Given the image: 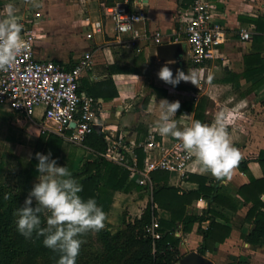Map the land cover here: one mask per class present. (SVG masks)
Listing matches in <instances>:
<instances>
[{"label":"crops","instance_id":"1","mask_svg":"<svg viewBox=\"0 0 264 264\" xmlns=\"http://www.w3.org/2000/svg\"><path fill=\"white\" fill-rule=\"evenodd\" d=\"M25 1L28 4L33 1L35 5L45 4L47 0H11L15 6V19L36 30L35 48L40 59H50L70 68L84 54L92 52L94 64L84 73L81 86L84 82L94 84L113 80L118 96L112 100L95 98L99 103L96 118L97 127L100 128L98 132L112 139L122 138L129 149L127 161L120 165L128 167V160L132 163L138 162L137 149L146 143L150 131L155 132L157 142L166 149L172 148L177 142L176 138L163 135L154 127L158 116L157 103L160 99L167 98L169 101H180V108L174 118L178 122L177 126L181 128L189 126L193 120L215 124L216 117L222 114L230 140L239 151L238 161H248L254 177L263 176L256 159L264 152V25L261 22L258 28L253 20L261 19L264 22V0H212L215 9L214 21L227 29L228 41L218 47L212 59L202 64H196L190 59V48L184 32L183 16L190 14L192 0H88L92 17L75 20V23L72 18L64 15L66 8L52 6L51 0H48V8L44 7L43 14L37 8L35 11L30 10ZM9 2L10 0L2 1L1 19L7 18L5 5ZM126 3L130 9H140L145 13L144 20L139 21L136 26L139 35L136 46L128 42L126 35L123 43L118 42L112 17L102 12L105 5ZM58 8L63 11L64 18L54 26L50 16ZM87 20H102V31L94 33L91 39L87 38L90 32ZM72 25L74 28H71ZM242 28H253V37L247 41L241 40L239 31ZM157 32L162 33L160 44L155 41ZM174 42L183 43L185 51L180 60L169 64L173 75L178 68L185 73L195 71L198 74V83L181 81L173 87L157 77L158 70L165 63L158 59L157 46ZM253 55L259 56L248 65L246 57ZM255 67L261 73L258 76L248 75V68ZM209 76L212 77L211 80ZM81 91L86 93L85 90ZM195 93L199 96L197 101L193 98ZM43 117V106L37 107L33 116L28 117L6 105H0V157L9 156L16 161L30 162L36 153L43 152L45 141L54 134L64 139L63 156L74 155L76 168L87 160L97 158L82 142L70 140L71 130H66L65 136L46 131ZM53 128L56 129L57 126L53 125ZM36 165L37 163L29 165V181L32 187L39 176ZM199 167V161L194 158L185 170L169 172V185L185 191L197 190L198 183L186 179V175L202 176L207 178L208 184L218 183L239 205L237 210H231L212 203L211 207L219 213L216 221L229 227L231 232L225 242L217 244L215 250L208 255L198 252L204 237L199 228L207 229L210 222L196 223L189 233L180 227L176 235L182 238V258L197 253L199 264H216L212 257L218 261L232 257L233 264L240 261L264 264V246L255 247L245 241L246 235L255 227V221L247 218L251 205L245 203L239 195L240 187L249 182L248 176L234 166L229 176L216 178L210 173L200 172ZM138 169H143V166ZM137 179L138 175L131 170L130 180L138 183ZM154 186L151 179V186H142L141 191L116 192L106 211L104 223L116 231L123 228L126 219L122 215V206H130L131 201L130 208L134 207L136 212L130 221L141 217L153 199ZM208 208L210 202L201 198L188 208V214L200 216ZM170 218L168 211L158 209V219Z\"/></svg>","mask_w":264,"mask_h":264},{"label":"trees","instance_id":"2","mask_svg":"<svg viewBox=\"0 0 264 264\" xmlns=\"http://www.w3.org/2000/svg\"><path fill=\"white\" fill-rule=\"evenodd\" d=\"M260 28L263 20H253ZM261 39V37H258ZM259 55L246 57V62L255 61ZM261 63L263 61L260 60ZM261 69V68H260ZM259 69V70H260ZM258 70L248 68L247 74L258 76ZM264 71V70H262ZM94 98L112 100L118 96L117 88L112 79L99 83H83L80 91ZM83 145L92 150L97 158L87 160L78 168L74 165V155L65 157L64 139L51 134L45 141L42 154L51 153V157L57 160V164L67 165L73 176L83 185L80 193L82 197H95L98 205L107 211L113 202L114 194L118 191L130 193L133 190L141 191L142 186L130 180L131 170L105 157L108 145L103 133L94 130L89 134ZM40 153V152H39ZM138 167H142L145 153L142 148L137 149ZM263 172L261 178H256L251 173L248 161H238L235 165L242 173L248 176L249 182L241 186L239 195L245 203L251 207L247 214L249 220L255 221L254 229L245 237V241L252 246H264V152L257 157ZM24 168L18 174L16 189L7 191L0 183V264H18L23 261L26 264H57L59 253L43 245V236L33 234L32 238L25 239L16 228V209L22 201L21 194L29 192L32 188L29 181V165L37 163L36 156L30 162L20 161ZM129 166L132 165L130 161ZM151 179L155 183L153 199L144 209L141 217L133 221H124V227L113 232L110 225L104 223V228L95 232L100 244L98 253L79 259L76 264H178L183 255L180 250L182 238L176 235L181 227L184 232H192L196 223L210 222L207 229L199 228L203 233V243L198 252L208 255L213 252L219 243L225 242L230 236L231 229L216 221L217 213L211 206L217 203L231 210H237L238 202L228 195L222 187L217 184H208L207 178L193 174L186 175V179L199 185L197 190L185 191L181 188L170 186L168 183L169 172L163 170L154 171ZM4 193H9V199L3 198ZM19 196V197H18ZM201 198L210 202V208L200 216L188 214V208L198 202ZM158 209L170 213L169 220L158 219ZM157 221L156 231L161 234L155 239L147 231ZM41 226H46L43 216ZM237 264H250L248 261H240Z\"/></svg>","mask_w":264,"mask_h":264},{"label":"built area","instance_id":"3","mask_svg":"<svg viewBox=\"0 0 264 264\" xmlns=\"http://www.w3.org/2000/svg\"><path fill=\"white\" fill-rule=\"evenodd\" d=\"M0 0V19L1 4ZM214 4L212 0H192L191 12L183 16L184 32L190 48V59L196 64H202L215 56L218 47L228 41L227 29L214 21ZM103 14L112 17L117 32L118 42L123 43L125 35L132 46L139 42L136 26L144 20L143 10L130 9L126 4L105 5ZM40 16L39 13L36 14ZM22 24L21 34L26 41V49L17 56L14 66L0 70V105H6L12 110L32 117L35 109L44 107V129L51 133L65 136L66 130H71L70 140L83 142L97 127L96 113L99 111L98 101L91 95L80 91L84 73L94 64L93 53L84 54L72 67L50 60L40 59L36 53L37 34L34 27ZM90 32L87 38L102 31V20H87ZM253 28H242L240 39L247 41L253 37ZM156 43L162 42V33L157 32ZM195 101L198 93L193 95ZM75 123L74 127L71 124ZM53 125L57 126L56 129ZM108 151L105 157L118 164L127 161L129 149L122 138L105 137ZM140 148L146 154L143 169H138V162L126 166L138 175L137 182L144 187L151 186V174L157 170L172 172L176 169L185 170L193 161L194 154L186 152L178 141L170 149L159 145L155 132L150 131L148 140ZM157 151V153H156ZM155 221L147 229L155 239L161 234L156 231Z\"/></svg>","mask_w":264,"mask_h":264},{"label":"clouds","instance_id":"4","mask_svg":"<svg viewBox=\"0 0 264 264\" xmlns=\"http://www.w3.org/2000/svg\"><path fill=\"white\" fill-rule=\"evenodd\" d=\"M34 6H39V3ZM5 8L7 18L0 19V70L13 67L17 56L27 47L21 34L23 26L14 17L15 6L11 0ZM170 63L173 61L165 62L158 70L160 80L173 87L181 81L198 83L195 71L185 73L178 68L173 75ZM157 108L154 127L159 133L176 138L180 147L194 154L199 161L200 172L210 173L216 178L230 175L239 160V151L230 140L222 114L216 117L215 124L193 120L189 126L181 128L174 118L180 108L179 100L162 98ZM36 157L39 176L23 206L16 209L17 231L25 239L32 238L34 233L43 236V245L59 253L57 264H76L83 234L103 229L106 213L95 197L85 199L80 195L83 185L67 165H58L50 152H38ZM3 198L9 199V193H4ZM42 216L46 218V226H41Z\"/></svg>","mask_w":264,"mask_h":264},{"label":"rangeland","instance_id":"5","mask_svg":"<svg viewBox=\"0 0 264 264\" xmlns=\"http://www.w3.org/2000/svg\"><path fill=\"white\" fill-rule=\"evenodd\" d=\"M26 3L28 4V2L25 1V4ZM49 3L50 2L47 0L45 4H39V6L35 7L34 2L30 1L28 4V7L30 10H33V11H35V8L40 9V11L43 14L44 7L48 8L47 4ZM51 4L52 6H59V7L66 8V11H65L66 13L64 15H66L67 18H70V19L72 18V21L74 23H75V20L80 21L81 19H87L89 17H92L93 15V13H91L88 0H59L58 2L55 0H51ZM52 15L50 16V18H52V23L54 26L58 25L61 22V19L64 18L63 11L60 8L53 11ZM69 23L71 24V20ZM72 27L73 25L71 26V28ZM24 166H25L24 164H22L19 161H16L15 159L10 158L9 156L0 157V183L5 186V189L7 191H11V190L14 191L16 189V185L18 182V174L20 170L24 168ZM29 192L25 194H21L22 201L19 203L20 207L23 206L24 201L27 198ZM16 193L18 195V190H15L13 194L16 195ZM35 203H36L35 199L33 198V206H35ZM130 203L132 204V201ZM131 204L130 206L126 204L122 206V215L125 216L126 221H130L131 218H133L134 213L136 212L134 207L130 208ZM43 219L46 224V218L44 216H43ZM111 229L113 232L116 231V229L113 228L112 226H111ZM82 241L83 242H82L81 249L78 255L79 259H84V258L88 259V257H91L98 253L100 244L97 241L95 232L90 231L88 233L83 234ZM188 252H190V249L188 250ZM212 259H214V262H216V264H233L232 257H230L228 260H225V261H223L224 259L220 261H218L217 259L215 260L214 257H212ZM18 264H26V262L20 261L18 262Z\"/></svg>","mask_w":264,"mask_h":264},{"label":"water","instance_id":"6","mask_svg":"<svg viewBox=\"0 0 264 264\" xmlns=\"http://www.w3.org/2000/svg\"><path fill=\"white\" fill-rule=\"evenodd\" d=\"M109 2L113 0H108ZM184 45L181 42L174 43H164L157 46V56L159 61H177L183 57L184 54ZM75 123L71 124V127H74ZM97 131L100 130L99 127H96ZM180 264H199V255L197 253H192L185 258L180 260Z\"/></svg>","mask_w":264,"mask_h":264}]
</instances>
